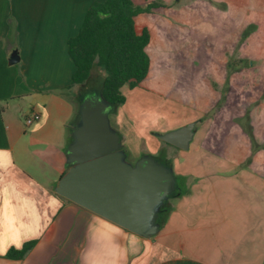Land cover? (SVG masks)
I'll use <instances>...</instances> for the list:
<instances>
[{
    "label": "crops",
    "instance_id": "1",
    "mask_svg": "<svg viewBox=\"0 0 264 264\" xmlns=\"http://www.w3.org/2000/svg\"><path fill=\"white\" fill-rule=\"evenodd\" d=\"M104 1L0 0V264H254L264 242L236 238L234 212L221 208L219 195L201 186L196 171L174 172L167 165L176 188L158 215V233L150 238L56 193L69 167L66 152L82 101L81 88L71 87L75 67L67 41L78 33L89 8ZM131 1L141 9L162 4L134 18L135 32L149 33L150 67L156 39H175L181 29L196 30L197 40H203L199 26L206 22L213 24L208 38L221 44L219 56L234 52V62L226 59L218 69L240 68L252 73L244 77L248 87H264V0ZM13 51L18 62L10 65ZM228 80L225 75L224 85ZM245 99L264 103L263 96ZM253 110L244 112L253 117ZM31 114L39 119L27 126ZM108 117L126 159L134 152L137 160L149 155L141 153L144 138L126 129L125 123H132L117 110ZM204 131L198 133L203 139ZM246 160L232 164L251 166ZM27 243L33 246L22 259L6 258L10 249Z\"/></svg>",
    "mask_w": 264,
    "mask_h": 264
},
{
    "label": "rangeland",
    "instance_id": "2",
    "mask_svg": "<svg viewBox=\"0 0 264 264\" xmlns=\"http://www.w3.org/2000/svg\"><path fill=\"white\" fill-rule=\"evenodd\" d=\"M199 28L203 40H197L196 30L181 29L182 36L175 39H156L147 77L134 89H121L125 101L115 110L132 123H125L126 129L144 138L142 154L149 153L159 164L169 163L174 172L196 171L201 186L219 195L221 208L235 214L238 240L246 235L248 240L264 242V103L245 99L264 97V87H248L244 77L252 73L240 68L219 70L226 59L229 65L234 62V52L228 49L230 55L219 56L221 44L211 38L213 24L205 22ZM225 75L231 86L229 80L224 85ZM104 76V70L95 68L83 91L99 94ZM246 107L254 109L253 117L245 114ZM189 123L195 127L188 150L159 140L158 135ZM204 129L205 139L198 135ZM138 156L134 152L127 160L134 164ZM242 158L251 166L232 164ZM261 252L254 264H264V248Z\"/></svg>",
    "mask_w": 264,
    "mask_h": 264
},
{
    "label": "water",
    "instance_id": "3",
    "mask_svg": "<svg viewBox=\"0 0 264 264\" xmlns=\"http://www.w3.org/2000/svg\"><path fill=\"white\" fill-rule=\"evenodd\" d=\"M18 62L13 51L8 63ZM110 105L101 95L85 97L66 156L69 165L55 191L66 200L137 235L150 238L159 231L157 218L176 188L172 169L143 155L126 159L120 137L108 117ZM195 123L158 135L159 140L188 150Z\"/></svg>",
    "mask_w": 264,
    "mask_h": 264
},
{
    "label": "trees",
    "instance_id": "4",
    "mask_svg": "<svg viewBox=\"0 0 264 264\" xmlns=\"http://www.w3.org/2000/svg\"><path fill=\"white\" fill-rule=\"evenodd\" d=\"M159 7L162 4L156 2L141 9L131 0H105L89 8L78 33L67 41L68 56L75 67L71 87L81 88L80 101L93 95L89 90L84 92L83 87L95 68L105 72L96 95L110 105L108 114L124 103L122 87L131 90L145 80L150 67L146 53L150 38L146 29L140 34L135 32L134 18ZM32 246L33 243H27L19 250L10 249L6 258L22 259Z\"/></svg>",
    "mask_w": 264,
    "mask_h": 264
},
{
    "label": "built area",
    "instance_id": "5",
    "mask_svg": "<svg viewBox=\"0 0 264 264\" xmlns=\"http://www.w3.org/2000/svg\"><path fill=\"white\" fill-rule=\"evenodd\" d=\"M39 119L38 114H31L28 118L25 119V124L30 126L32 123L36 122Z\"/></svg>",
    "mask_w": 264,
    "mask_h": 264
},
{
    "label": "flooded vegetation",
    "instance_id": "6",
    "mask_svg": "<svg viewBox=\"0 0 264 264\" xmlns=\"http://www.w3.org/2000/svg\"><path fill=\"white\" fill-rule=\"evenodd\" d=\"M166 165H170L169 163H165Z\"/></svg>",
    "mask_w": 264,
    "mask_h": 264
}]
</instances>
